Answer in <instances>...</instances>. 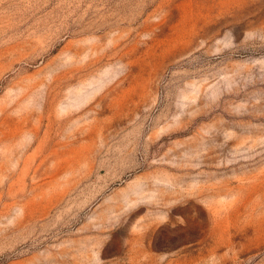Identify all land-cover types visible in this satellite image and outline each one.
Listing matches in <instances>:
<instances>
[{
    "label": "rangeland",
    "instance_id": "rangeland-1",
    "mask_svg": "<svg viewBox=\"0 0 264 264\" xmlns=\"http://www.w3.org/2000/svg\"><path fill=\"white\" fill-rule=\"evenodd\" d=\"M0 264H264V0H0Z\"/></svg>",
    "mask_w": 264,
    "mask_h": 264
}]
</instances>
